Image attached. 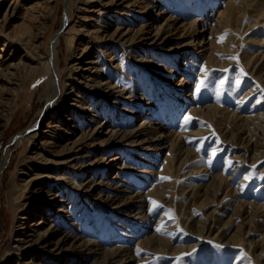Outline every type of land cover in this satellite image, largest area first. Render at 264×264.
Listing matches in <instances>:
<instances>
[{"label": "bare ground", "instance_id": "6f19581e", "mask_svg": "<svg viewBox=\"0 0 264 264\" xmlns=\"http://www.w3.org/2000/svg\"><path fill=\"white\" fill-rule=\"evenodd\" d=\"M3 1L5 3L1 5ZM21 1L0 2V16L4 24L8 21L11 7ZM54 1L44 0L39 23L34 29L32 27L12 35L5 32L4 27L1 28L4 25L0 23L3 30H0V38L5 39L0 49V140L10 125L15 104L26 90L28 80L34 76L46 80L45 105L38 113V120L8 140L0 159L1 191L5 175L12 164V150L17 145L28 149L6 194L16 221L13 236L4 248L0 241V252L3 249L0 264H144L152 256H141L142 239L134 248L124 247L122 243L103 246L94 238L91 230L82 231L84 221H81V216L87 211L92 215L100 214L107 208L117 213L126 212L127 216L137 219L146 216L145 196H142L144 199H138V196L141 197L138 190L122 187L116 180L120 178L119 172L115 173L113 180L106 177L103 171L102 174L96 171L95 167L118 162V154H109L117 152L119 146H144L149 135L159 133V128L154 127L146 116L140 123L127 129L119 126V123L113 124L115 112L110 107L119 106L121 114L130 112L134 115L138 112L139 116L143 115V105L138 110L134 104L145 99V95L136 94L137 89L134 88L142 82L139 81L141 65L146 64L147 68H151L149 66H153L155 61L141 52L148 51L147 46L163 47L168 36L179 32V26H176L178 18L168 15L157 24L158 18L166 12L160 7V0H65L62 31L54 35L51 47L46 51L43 36L56 8ZM73 4H77V12ZM35 7L29 5L25 9ZM259 16L263 18L264 12ZM145 17L150 21L143 23ZM196 25L193 22L189 28L192 42L204 47L206 38L199 33L204 29L199 28L194 32ZM187 29L186 26L182 30ZM62 38L67 43L66 52L60 50ZM227 44L231 45V42ZM219 47L216 45L212 48L214 64L224 66L231 63L233 60L225 63L220 59L223 49ZM66 53V60H61V54ZM245 59L248 66H254L253 71H261L264 68V49L248 54ZM126 62L130 65L127 70L124 69ZM136 65L139 68L135 71ZM118 71L132 77V88L119 84L115 74ZM218 86L220 92L223 88L220 81ZM33 89H28V92L31 94ZM233 113L240 127L223 131V137L244 144L242 146L246 151L243 155L237 154L238 157L252 153V162H258L264 156V110L252 116ZM176 138L171 148L182 151L178 164H174L181 169L185 167V162L188 163L197 155L200 146H195L198 150H190L184 145L181 134ZM183 169L185 171L186 168ZM260 174L264 177V167ZM249 176L246 174L237 189L231 187L229 179L223 174L219 185L214 182L212 188L204 189L202 183L193 181L190 186H181V196L185 195L186 198L185 201L181 200V204L189 216L184 221L185 226L196 221L200 234L217 236L222 240L236 226L231 237L240 241L239 246L252 254L253 262L239 256L233 264H264V222L261 225L256 220L260 216L264 218V201L238 198L241 186ZM125 191H129L130 195L124 196ZM150 194L146 193V197L151 198ZM230 197H237L231 205L228 204L231 202L228 201ZM135 198L140 202L135 203ZM161 199L165 200L163 195ZM212 204L215 207L207 212L208 206ZM223 205L233 208L228 218L226 210H222ZM161 216L164 215L159 218ZM154 224L151 227V239L165 242L164 245H158L156 253L170 252L169 248L173 246L172 235L168 232L170 228L155 232L162 226H158V221ZM254 232L257 235H253ZM173 248L171 252L175 254L186 248V245Z\"/></svg>", "mask_w": 264, "mask_h": 264}, {"label": "rangeland", "instance_id": "374dc122", "mask_svg": "<svg viewBox=\"0 0 264 264\" xmlns=\"http://www.w3.org/2000/svg\"><path fill=\"white\" fill-rule=\"evenodd\" d=\"M77 1L79 0H73V2ZM160 2V7H163L166 12L163 17L158 18L157 24L161 23L166 16L173 15L178 18L176 26H179L180 30L168 36L163 47L147 46L146 54L141 52L157 63H152L153 66H149L151 68H147L146 64L141 65L139 81L142 82L134 88L137 89L136 94L145 95V99L137 101V105L134 104L138 110H141L143 105V115L139 116L138 112L134 115L130 112L121 114L119 106L111 105L110 107L115 112L113 124L119 123V126L127 129L140 123L146 116L145 118L152 121L153 126L158 127L160 131L155 135H149L144 146H119L117 152L109 154V156L118 154V162L102 166L105 167L104 169L100 166L95 167L99 173L102 174L103 171L106 177L112 178L116 172H119L120 178L116 180L122 187L127 186L129 190H138L141 194L138 199H144L142 196H145L146 216L140 220L127 216L126 212L117 213L111 208L103 209L99 212L100 214L93 215L87 211L81 216V221H84L82 231L91 230L98 242L110 247L122 243L124 247L134 248L140 239L144 241L147 237L146 242L141 243L143 247L140 253L142 257L149 255L152 257L144 261V264H233L239 256L242 259L246 258L248 262H253L252 254L239 246L240 241L231 237L236 226L232 227L230 234L224 240L217 236L208 237L200 234L196 221H191L185 226L184 221L189 216L186 215L181 204V200H186L185 195L181 196L183 192L181 186L185 184L190 186L193 181L197 184L202 183L204 189L212 188L214 182L219 185L223 174L229 179L231 187L237 189L246 174H249L250 178L245 179L239 194L236 192L239 195L238 198L245 201H264V177L260 176V171L264 167V156L255 163L252 162V153H248L245 157H238L237 154L243 155L246 151V148L242 146L244 144L240 142L237 144L232 139L223 137V131L240 127L235 120L236 117L234 118L233 111L240 112L242 116L248 114L252 116L264 110V68L261 71H253L254 66H248L245 59L248 54L264 49V17L259 16L261 12H264V0H160ZM4 3L5 1L1 2V5ZM54 4L55 11L49 19V26L43 36L46 51H49L54 35L58 31L61 33L64 22L65 0H55ZM29 5L36 7L25 9ZM73 6L77 12V4ZM43 7L44 0H23L11 7L5 24L0 16V23L4 25L1 28L4 27L5 32L12 35H18L32 27L34 29L39 23ZM142 20L143 23L150 21L147 17ZM193 22L197 23L194 32L199 28L204 29L199 32L206 38L204 47L192 42L189 28ZM186 26L188 29L183 31L182 29ZM1 28L0 30L3 31ZM225 33H227L226 36ZM222 36L225 38L221 42ZM4 40L0 38V49ZM228 41L231 45L227 44ZM216 45L223 49L220 59L226 61L225 63L233 60L231 63L224 66L214 64L212 48ZM60 50L67 51L64 38L61 40ZM67 56V53L61 54V60L65 61ZM127 62L124 64L125 70L130 67ZM138 68L139 66L135 68V71ZM115 74L120 85L132 88V77L129 78L120 71ZM202 74L205 76L201 77ZM201 80L204 81V86L197 92L196 86L200 85ZM45 81L39 76H34L26 83L27 88L17 99L10 125L0 140V159L8 140L38 120V113L45 105ZM219 81L224 82L220 92L217 90ZM28 89L34 91L30 94ZM185 117L189 118L187 123H185ZM177 133L181 134L183 143L188 149L200 150L195 159L192 158L187 161L188 163L183 164L185 166L183 168L187 169L185 171L175 166L176 163L178 164L182 151L179 148H171L177 141ZM195 146L200 147L197 149ZM26 154H28L26 147L19 145L14 147L10 158L12 164L5 175V183L0 191L2 201L0 241L3 248L13 236V225L16 221L6 194ZM112 179L115 180V178ZM148 192L152 193L149 195L151 198L146 197ZM124 194L128 196L130 192L125 191ZM162 195L165 200L161 199ZM138 199L135 198V203L140 202ZM151 199L156 204L150 201ZM229 200L231 202L228 204L231 205L236 202L237 197H230ZM214 207V204L208 206L207 212ZM222 210L224 212L226 210V218H228L233 208L223 205ZM160 215H164L165 218L164 216L159 218ZM258 218H256L258 223L263 225L264 218L262 216ZM261 220L262 222H259ZM155 221L159 222V227L162 226L160 228L162 230L158 229L155 232L170 228L168 232L172 235L173 243V246L169 248L170 252L156 253L158 245H164L165 242L163 240L160 243L151 239L153 233L151 227L156 223ZM253 235L257 233L254 232ZM181 244L186 245V248L173 254L171 252L174 250L173 247ZM2 253L3 249L0 252V260ZM70 259L71 257L68 260Z\"/></svg>", "mask_w": 264, "mask_h": 264}, {"label": "snow or ice", "instance_id": "6c2138e0", "mask_svg": "<svg viewBox=\"0 0 264 264\" xmlns=\"http://www.w3.org/2000/svg\"><path fill=\"white\" fill-rule=\"evenodd\" d=\"M226 35H227V33H225V36H226ZM225 36H222V37L220 38V39H221V42L223 41V39L225 38ZM230 58H233V57H230ZM225 71H226V70H225ZM223 83H224V82L221 81V84H223ZM203 86H204V81L201 80L200 85L197 86L196 91L199 92V91H200V88L203 87ZM188 121H189V118H188V117H185V123H187ZM246 178H250V177H246ZM153 203L156 204L155 201H153ZM160 230H162V229H160Z\"/></svg>", "mask_w": 264, "mask_h": 264}]
</instances>
